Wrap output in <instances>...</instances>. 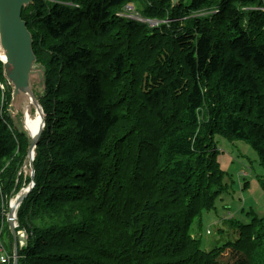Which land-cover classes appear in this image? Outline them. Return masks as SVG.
<instances>
[{"label":"trees","instance_id":"1","mask_svg":"<svg viewBox=\"0 0 264 264\" xmlns=\"http://www.w3.org/2000/svg\"><path fill=\"white\" fill-rule=\"evenodd\" d=\"M126 1L161 22L117 16ZM22 18L46 85L18 264H264V215L223 219L208 251L191 232L227 191L216 135L264 167V0H33ZM11 120L0 96V203L30 143Z\"/></svg>","mask_w":264,"mask_h":264},{"label":"rangeland","instance_id":"2","mask_svg":"<svg viewBox=\"0 0 264 264\" xmlns=\"http://www.w3.org/2000/svg\"><path fill=\"white\" fill-rule=\"evenodd\" d=\"M135 4V2L126 1L125 3H123L122 6H132L130 8L132 9L136 7ZM137 7L139 9H144L145 5H137ZM166 20L167 19H162V21L164 22H166ZM170 23H172V20L167 21V24ZM1 51L3 53V48L0 44V57H2ZM45 61V57L39 56V58H37L35 57V54H33V59L32 61H30V72L33 73V75L29 76L28 74L27 78L30 81V86L33 92H35L34 94L38 97L43 96L42 92L46 85V74L44 65H42V63ZM1 72L4 73L3 64ZM11 87L12 89L10 88L8 81L6 79H1L0 76L1 101L2 103H5L6 110L12 118L11 125L13 126V128H15V124L18 128L23 129L26 135L29 136L25 127L24 107L21 105L23 104V102H21L20 104L17 101L18 95L20 93L15 90L14 86ZM40 87L42 88L41 91H39ZM34 108L31 111V116H35L36 118V110ZM35 118L32 117L30 119L31 130H34L35 128ZM215 143L218 148V151L220 152L218 158L220 159L222 166L227 169V176L224 177V182L228 184L227 191L223 192L220 196H218L215 201V207L213 209L203 213L201 217V228L198 229L196 227L195 221L193 222L191 228V232L195 236L201 237L203 242L202 244H204L205 247L209 248L207 249V251L212 249V247L216 244L224 242L226 239L225 236H221L219 235V232H217V229L221 228V226L223 225L221 218L224 217V215H229V217H232L234 214V217L244 222L249 221L248 215L252 212H255L257 216L264 215V190L261 188L258 183V180L256 179V176H259V178H262L264 180V168L259 163V159L256 153L248 145H246L244 141L241 140H234L233 142H230L225 138L216 135ZM34 155L35 154L33 153V160ZM21 168L22 172H20V170L18 169L16 172L17 176L14 175L11 179L14 184L9 190V195L6 196L0 203V208H2L0 211L1 221H3L2 224H5V226L3 225V227H0V254L6 257L8 264H13L14 242L13 239H11L12 236L8 228L7 214L9 208L15 207L14 201L17 199L18 196L22 194V189L27 188L28 185L31 183V168L29 165V161L26 158L23 160ZM246 180L250 181V185L247 189L241 191L238 187V184L244 183ZM232 181H234L233 185H231ZM21 182L23 183V185ZM242 187L243 185H241V188ZM224 206H229V208H224ZM17 211L18 209L16 207V210H14L13 215L15 213L17 214ZM228 211L230 213H228ZM16 223L19 225L18 219H16ZM206 229H209L211 233L206 234ZM23 230L24 228L19 226V229L17 230V238L20 237V235L23 233ZM21 239L22 238H20V245ZM17 243H19L18 240ZM223 256L229 257L230 255L226 253Z\"/></svg>","mask_w":264,"mask_h":264},{"label":"water","instance_id":"3","mask_svg":"<svg viewBox=\"0 0 264 264\" xmlns=\"http://www.w3.org/2000/svg\"><path fill=\"white\" fill-rule=\"evenodd\" d=\"M178 0H171L172 4H176ZM32 0H0V44L4 50L3 72L7 80L15 90L20 93L18 88L20 84L25 85L31 68L33 59L32 36L28 30L26 21L22 19V10L31 3ZM29 66L27 67V65ZM28 82H30L28 80ZM21 91L27 93L30 98V104L35 102V108L40 113V122L37 131L30 136L29 149L26 159L29 161L31 168V183L22 191V194L15 200V207L11 208L8 213V224L14 239V264H17V239L15 231L14 210L22 200L26 197L34 185V168L33 153L35 146L43 132L45 126V115L42 106L38 102L30 84L27 87H21ZM41 87L39 91H41Z\"/></svg>","mask_w":264,"mask_h":264},{"label":"bare ground","instance_id":"4","mask_svg":"<svg viewBox=\"0 0 264 264\" xmlns=\"http://www.w3.org/2000/svg\"><path fill=\"white\" fill-rule=\"evenodd\" d=\"M243 40V39H242ZM1 56L0 57L1 59H4V50H3V53L1 51ZM29 66V64L27 65V67ZM33 75V73L29 72V76ZM28 83L30 84V82H28V79L26 80L25 82V85L23 84H20V86L18 87L20 89V94L18 95V103L21 104V102H23V104H21L23 107H24V114H25V127H26V130L27 132L29 133L30 136H32L38 129L39 127V122H40V113L39 111H37L35 107L36 103L35 102H32L30 104V98H29V95L23 91H21V87H27L28 86ZM35 104V105H34ZM33 108L36 110V118L35 116H31V111L33 110ZM34 110V111H35ZM34 117L35 120H36V123H35V128L34 130H31V124H30V119Z\"/></svg>","mask_w":264,"mask_h":264}]
</instances>
